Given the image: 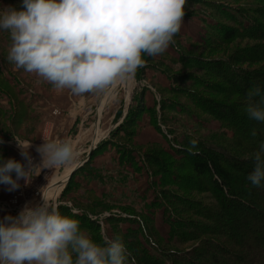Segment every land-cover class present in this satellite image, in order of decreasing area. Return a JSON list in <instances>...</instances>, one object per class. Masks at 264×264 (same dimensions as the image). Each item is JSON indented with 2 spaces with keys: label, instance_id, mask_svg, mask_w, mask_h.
<instances>
[{
  "label": "rangeland",
  "instance_id": "rangeland-1",
  "mask_svg": "<svg viewBox=\"0 0 264 264\" xmlns=\"http://www.w3.org/2000/svg\"><path fill=\"white\" fill-rule=\"evenodd\" d=\"M20 6L16 0H0V12L6 8L20 10ZM230 8H240L245 12L233 24L226 19L233 13L226 10ZM255 8L262 14H254ZM184 11L181 30L166 52L156 57L143 55L145 66L137 70L133 81L118 84L108 94H99L89 102L86 105L89 108H85L84 112L90 114L86 115V121L79 129L71 125L68 114L64 113L61 105H55L56 101L42 115L25 112L24 106L30 107L39 99L31 92L22 95L20 88L27 93L29 89L40 93L45 100L52 98L50 93L56 88H49L51 83L34 73L17 69L8 61L10 35L0 29V140L3 141L0 143V163L9 159L26 163L20 155L21 150L15 145L20 139H29L37 144L47 139L71 141L78 153L72 164H76L75 167L81 164L76 169H69L68 165L44 169L40 173L33 170L31 184L25 187V182L21 180V188L14 192H8L6 186L0 185V203L18 207L13 213L18 215L26 205L35 207L43 204L44 198L58 206L61 215L79 221L80 227L82 220H91L103 244L105 238L118 237L123 239L126 248L125 242H136L133 236L140 240L141 245H145L140 237L142 233L132 234L140 229L141 224L155 230L159 240L168 241L170 227L167 217L156 206L162 202L158 197L159 192H166L170 202L181 203L175 206L180 213L190 207L211 211L215 200L211 195L209 178L201 169L194 170L192 162L181 150L186 143L195 146L214 140L221 142L223 135L232 134L215 117L203 113L200 108L203 100L238 105L239 110L245 112L246 99L232 93L224 80L225 68L217 73L214 65L211 69V61L227 64L235 56L243 57L249 62L241 61L233 65L236 69L264 72V40L245 36L248 33L252 35L256 26L247 33L239 32L242 31L239 25L242 22L248 25L251 19L264 25V0H186ZM219 24L234 27L239 38L222 42L214 39L212 30ZM255 32L260 34V31ZM226 78L236 81L239 86V79L232 78L228 73ZM11 80L19 82L20 87L15 88ZM64 91L73 95L70 90ZM119 110L120 117L116 119ZM31 115H35L33 119ZM127 115L130 117L128 122L125 121ZM134 116L137 118L135 126L133 122L131 124ZM261 123L262 126L256 129L260 141H256V136L241 133L238 141L242 146L233 148V153L238 157H253L254 153L260 151L249 149L251 144L259 147L264 144V122ZM246 136L249 139L244 141ZM229 149L232 151V148ZM191 152L197 153L198 150L191 149ZM30 154L34 163L39 165L40 156L32 151ZM155 157H158L165 171L156 167ZM179 165L183 168L190 165V171H184ZM67 170L69 173H66ZM174 175L177 176L174 178ZM254 189L260 196L259 188ZM244 199L258 209L256 213H263L264 202L260 198ZM162 205L169 207L167 201ZM8 215L11 214L0 211V220ZM190 219L197 221V229L200 226L209 228L211 224L203 217L191 216ZM217 227L224 234L231 229L225 221L217 224ZM81 231L86 234L83 229ZM87 233L88 236H96V233ZM201 239L215 241L216 244L222 240L230 249H239L224 236L217 238L219 240L209 236ZM200 240L170 248L189 256ZM240 242L244 247L239 251L245 254L248 246L246 242ZM141 249L143 247L138 248L139 251ZM189 260L193 263V259Z\"/></svg>",
  "mask_w": 264,
  "mask_h": 264
},
{
  "label": "clouds",
  "instance_id": "clouds-1",
  "mask_svg": "<svg viewBox=\"0 0 264 264\" xmlns=\"http://www.w3.org/2000/svg\"><path fill=\"white\" fill-rule=\"evenodd\" d=\"M185 6L186 0H22L20 10L0 12V29L10 35L7 59L17 69L77 96L108 94L134 80L145 66L143 55H162L174 43ZM245 111L264 122L259 88L248 92ZM17 144L26 163H0V185L8 192L19 190L21 180L29 186L33 170L68 166L78 156L71 141L43 139L35 149L37 165L29 152L32 142ZM262 154L264 144L252 157L248 180L254 187L264 186ZM0 264H135V258L118 237L97 244L79 221L43 198V204L26 205L17 216L0 220Z\"/></svg>",
  "mask_w": 264,
  "mask_h": 264
},
{
  "label": "trees",
  "instance_id": "trees-1",
  "mask_svg": "<svg viewBox=\"0 0 264 264\" xmlns=\"http://www.w3.org/2000/svg\"><path fill=\"white\" fill-rule=\"evenodd\" d=\"M16 4L21 5L22 0H16ZM226 10L231 13L233 12L232 15L229 14L226 16V19L232 24L237 22L236 18L238 16L242 17L245 14L240 8H235L234 10L230 8ZM253 13L256 15L262 14L258 8H255ZM239 26L242 29V31L238 30L240 34L243 32L247 33L256 26L255 30L258 32L260 31V34H257L254 30L252 35H248L251 34L248 33L245 36H249L247 38L250 39L264 40V25L257 23L255 19H251V23L248 25H244L242 22ZM216 28L212 30V32H216L215 35L213 33V38L218 39L219 42L229 38H239L234 27L219 24ZM213 38L212 41L214 43ZM262 57L264 58V55ZM241 61L249 62L248 60H244L243 57L235 56L230 59V62L227 64L211 61V69H213L212 66L214 65L213 67L218 73L221 72V69L225 68V83L230 86L234 95L243 97L246 101L247 94L252 88H259L262 95H264V72H247L236 69L233 65L239 64ZM227 73L231 75L232 78L240 80L239 86H237L236 81L226 78ZM14 87L16 88L17 86L14 84ZM22 105L24 106L23 100ZM200 108L203 113L215 117L224 129L232 132L231 136L223 135L222 140L220 139L221 142H218L219 140H214L209 144H195V146L186 143L181 150L185 152L188 158L187 160L192 162L194 170L201 169L203 173L208 176L211 185V195L214 196L215 200L214 206H211V211L209 212L205 210L200 211L199 209L195 210L196 208L190 207L188 210H183L180 213L175 206H180L181 203L178 201L170 202L171 199L166 192H159L158 197L161 198L162 202L160 204L157 203L156 206L160 207L167 217L166 220L170 227V236L166 242L162 239L159 240L155 230L141 224V227L139 226L140 229L132 234L139 235L142 233L140 237L144 240L145 245H141L140 240L134 236L133 238L136 239V242L124 241L129 253H131V257L135 258V264H183L184 262L185 264H190L192 261L189 260V258L193 259L194 264H264V211L263 213H261V211L256 213L258 209L251 206L248 200L244 201V198L255 200L258 197L264 202V186L258 187L260 190V196H258L254 189L256 187L248 180L249 174L254 170V160L252 157L243 159L233 153V148L238 149L242 146L241 141H238L240 137H242L241 133H243V135L247 133V135L251 137L256 136L258 135L256 129L260 128L262 123L250 119L246 111L239 110L238 105H227L218 101L203 100ZM119 117L120 110L116 113L115 118L117 119ZM128 118L130 119L129 115L125 118L127 119L125 120L126 122H128ZM132 122L133 126H135L137 122L136 116L132 119L131 124ZM253 132H255V135H253ZM247 138V136L244 137V141ZM255 139L257 142L260 141L259 136H256ZM229 148H232V151ZM252 148L260 150L261 146L259 147L251 144L249 150H253ZM191 149L198 150V152L193 153ZM148 156H151V154L148 153ZM153 159H156L154 161L156 167L165 171V167L158 161V157ZM179 167L182 166L179 165ZM189 169L190 165L183 168L184 171H190ZM66 173H69V171ZM176 176L177 175H174L172 177L175 178ZM262 184H264V182H262ZM165 201L168 202L169 207L162 205ZM191 216L205 218V220L211 223L209 228L203 229V226H200V230L197 229V221L191 220ZM224 221L227 226L231 228L230 232L227 234L222 233L217 227V224H220V222L223 223ZM82 222L83 224L81 223L80 228L86 232V234H84L97 244L103 245L96 225L89 219H84ZM87 232L90 234L96 233V236H88ZM204 236L216 239L224 236L227 241L229 240L231 243L234 242V245L238 246L239 249H230L228 244L222 240L219 241V244H216L215 241L205 239H201V241L200 238ZM198 240H200V244L195 250L189 253V256L178 251H172L170 248L184 246L189 242ZM240 241L243 243L246 242L248 246L245 254L239 251L244 247ZM139 247H143V250L141 249L142 251H139ZM149 250L151 252H149ZM153 253H155V255H153Z\"/></svg>",
  "mask_w": 264,
  "mask_h": 264
},
{
  "label": "crops",
  "instance_id": "crops-1",
  "mask_svg": "<svg viewBox=\"0 0 264 264\" xmlns=\"http://www.w3.org/2000/svg\"><path fill=\"white\" fill-rule=\"evenodd\" d=\"M11 81H13L15 83V85H17L16 88H19L20 87L19 82H17L16 80H11ZM52 87H54V86H52V85L49 86V88H52ZM20 89H21L20 90V93L22 95L25 94V96H26L27 94H31L32 93V95H34L36 97L38 96L37 98L39 99L37 103L31 104L30 107H25L26 108V111H28V112H34L35 115H38V114L39 115L40 114L42 115V113L45 110H47L48 108H50L52 106L53 101H56L55 105L59 104L57 106H60V105L62 106L64 113L65 114L67 113L68 114V117L71 119V125L74 124L75 127H77L78 129H79V127H82L84 125V122L86 121V118H87L86 115H89L90 114V113H85L84 112L85 108H89V107H86V105L89 102H91L92 100L96 99V96H97V94L94 95V94H91V93L85 94V95H82V96H76V95L73 94L71 96L70 93L65 94L64 93L65 92L64 90L61 92L60 90L56 89L52 93H50V96L52 98H50L49 100H45L44 97H42V95L40 93L33 92L30 89L28 90V93H27L22 88H20ZM71 104L73 106H71ZM34 116L31 115L30 116L31 119H33ZM16 137H18V135H16ZM26 142H32V145H33L29 149V152L32 151V152H35L37 154V152H36L35 149H36V146H38L40 144H37L36 142L31 141L29 139H20V141H19V143H21V144H25ZM15 145L18 146V144H15ZM92 147H93V145H92ZM17 149L18 150H21L19 148V146H18ZM75 165L76 164L69 165V169L74 168ZM67 171H69V170H67ZM0 201H2V200H0ZM19 213H20V211H19ZM7 214H11V216H13V217L17 216V215H15L13 213H7ZM4 217L5 216H3L1 220H3Z\"/></svg>",
  "mask_w": 264,
  "mask_h": 264
},
{
  "label": "built area",
  "instance_id": "built-area-1",
  "mask_svg": "<svg viewBox=\"0 0 264 264\" xmlns=\"http://www.w3.org/2000/svg\"><path fill=\"white\" fill-rule=\"evenodd\" d=\"M17 208L18 207H9L3 203H0V211L5 212V213H8V212L14 213ZM16 212H18V211H16Z\"/></svg>",
  "mask_w": 264,
  "mask_h": 264
},
{
  "label": "water",
  "instance_id": "water-1",
  "mask_svg": "<svg viewBox=\"0 0 264 264\" xmlns=\"http://www.w3.org/2000/svg\"><path fill=\"white\" fill-rule=\"evenodd\" d=\"M88 154H89L88 156H90V154H91V151H90V153H88ZM79 166H81V164H80ZM79 166H78V167H79ZM78 167H77V168H78ZM71 174H72V173H71ZM70 176H71V175H70ZM69 178H70V177H69ZM68 180H69V179H68Z\"/></svg>",
  "mask_w": 264,
  "mask_h": 264
},
{
  "label": "bare ground",
  "instance_id": "bare-ground-1",
  "mask_svg": "<svg viewBox=\"0 0 264 264\" xmlns=\"http://www.w3.org/2000/svg\"><path fill=\"white\" fill-rule=\"evenodd\" d=\"M77 167H78V166H77ZM77 167H75V169H76Z\"/></svg>",
  "mask_w": 264,
  "mask_h": 264
}]
</instances>
